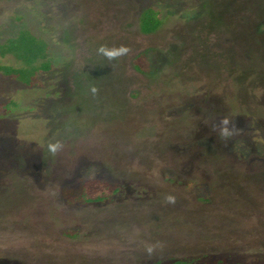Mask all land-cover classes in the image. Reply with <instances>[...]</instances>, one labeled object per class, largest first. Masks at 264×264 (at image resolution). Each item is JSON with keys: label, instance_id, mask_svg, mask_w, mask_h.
<instances>
[{"label": "rangeland", "instance_id": "1", "mask_svg": "<svg viewBox=\"0 0 264 264\" xmlns=\"http://www.w3.org/2000/svg\"><path fill=\"white\" fill-rule=\"evenodd\" d=\"M147 7L161 24L145 35ZM19 28L45 36L55 68L43 87L0 76V103L16 101L0 116V256L238 253L264 264V0H0V41ZM101 45L130 51L108 60ZM141 51L147 75L131 66ZM86 165L90 179L125 181L131 198L66 205L61 189Z\"/></svg>", "mask_w": 264, "mask_h": 264}, {"label": "trees", "instance_id": "2", "mask_svg": "<svg viewBox=\"0 0 264 264\" xmlns=\"http://www.w3.org/2000/svg\"><path fill=\"white\" fill-rule=\"evenodd\" d=\"M20 14L17 18L21 20ZM161 24V13L159 9L147 7L143 9L137 18V30L139 33L148 35L154 32ZM0 56L10 57L13 63L0 62V76L2 82L14 81L15 85L24 88H34L44 85L43 77L54 70V55L45 36L36 34L31 29L19 28L8 36L1 38ZM145 52H138L131 58V66L134 71L147 75L149 67L145 61ZM8 85V86H9ZM13 98V97H12ZM11 97L0 103V116L8 113L10 105L15 106L16 101ZM6 106H8L6 108ZM237 144V143H236ZM235 144V145H236ZM234 145V146H235ZM88 165L76 177L74 185L62 188L61 193L66 205L82 206H106L112 202H118L125 198H131L133 189L122 180L102 178L103 176L90 179L87 177ZM101 174V173H100ZM76 231L71 230L65 234L74 235ZM244 255L232 254H196L191 257H174L150 260L146 264H250ZM0 264H23L21 260L0 256ZM251 264H258L251 262ZM262 264V263H259Z\"/></svg>", "mask_w": 264, "mask_h": 264}, {"label": "clouds", "instance_id": "3", "mask_svg": "<svg viewBox=\"0 0 264 264\" xmlns=\"http://www.w3.org/2000/svg\"><path fill=\"white\" fill-rule=\"evenodd\" d=\"M129 51L130 50L124 45L113 48H109L106 45H101L100 48L98 49V53L102 54L108 60H117L120 57L127 55ZM92 91L95 93L96 89L93 88ZM229 123L230 121L227 118L221 121V124L223 125V127L221 128V135L225 139L231 137L234 134L235 126L233 125V129L230 130L228 127ZM61 147L62 145L57 141L55 143H50L48 145V150L50 153L55 155L61 149ZM168 200L169 202L174 203L173 197H168Z\"/></svg>", "mask_w": 264, "mask_h": 264}]
</instances>
